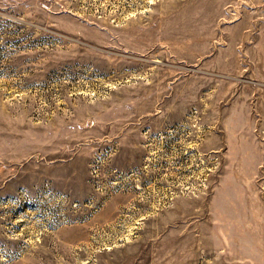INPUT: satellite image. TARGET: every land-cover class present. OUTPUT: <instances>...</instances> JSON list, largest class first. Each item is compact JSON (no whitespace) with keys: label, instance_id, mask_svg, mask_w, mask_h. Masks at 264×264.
Returning <instances> with one entry per match:
<instances>
[{"label":"rangeland","instance_id":"obj_1","mask_svg":"<svg viewBox=\"0 0 264 264\" xmlns=\"http://www.w3.org/2000/svg\"><path fill=\"white\" fill-rule=\"evenodd\" d=\"M0 264H264V0H0Z\"/></svg>","mask_w":264,"mask_h":264}]
</instances>
